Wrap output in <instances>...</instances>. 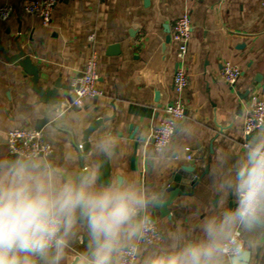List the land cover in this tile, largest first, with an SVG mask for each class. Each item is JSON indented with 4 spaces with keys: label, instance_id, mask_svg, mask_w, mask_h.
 Wrapping results in <instances>:
<instances>
[{
    "label": "crops",
    "instance_id": "obj_1",
    "mask_svg": "<svg viewBox=\"0 0 264 264\" xmlns=\"http://www.w3.org/2000/svg\"><path fill=\"white\" fill-rule=\"evenodd\" d=\"M23 0H0L14 7L11 16L0 20V41L8 54L17 44L39 68L44 86L59 79L68 85L58 89L61 111L39 100L30 76L7 61L0 52V158H7L5 135L16 127H41L52 153L43 159L75 176L108 162L109 180L126 176L157 192L179 164L189 156L195 160L200 180L170 207V217L154 213L159 236L156 244H171L172 237L184 240L200 235L204 218L213 205L231 198L218 190L244 149L243 118L253 98H264V0H56L48 26L21 8ZM183 12L191 20L186 57L188 85L183 92L184 117L169 146L155 152L146 136L164 116L172 101L173 74L178 65L171 25ZM94 35V41L87 39ZM169 35V40L166 37ZM91 49L97 52L101 94L86 98L79 108L70 107V80L79 72ZM240 68L230 86L220 76L223 64ZM101 125L88 137L90 150L79 149L83 131L91 121ZM112 137L111 154L97 151V144ZM100 172V169L98 168ZM81 239L69 251L85 248ZM258 241L252 264H264V235ZM151 246L141 249V254Z\"/></svg>",
    "mask_w": 264,
    "mask_h": 264
},
{
    "label": "clouds",
    "instance_id": "obj_2",
    "mask_svg": "<svg viewBox=\"0 0 264 264\" xmlns=\"http://www.w3.org/2000/svg\"><path fill=\"white\" fill-rule=\"evenodd\" d=\"M113 145L96 147L110 155ZM98 168L69 176L35 154L0 158V264H252L254 235H264V121L220 180L229 204L213 205L195 239L156 244L150 209L161 194ZM82 231L85 248L70 257ZM142 244L151 250L141 254Z\"/></svg>",
    "mask_w": 264,
    "mask_h": 264
},
{
    "label": "built area",
    "instance_id": "obj_3",
    "mask_svg": "<svg viewBox=\"0 0 264 264\" xmlns=\"http://www.w3.org/2000/svg\"><path fill=\"white\" fill-rule=\"evenodd\" d=\"M55 3L56 0H23L21 8L26 14L38 17L42 25L48 26ZM13 12L14 7L12 5H1L0 20L8 18ZM191 29V20L187 12L180 14L171 25V40L175 44L176 57L178 59V65L172 78L174 97L164 110L165 116L155 126L151 127L147 133L146 139L155 152H163L169 146L178 123L184 117L183 92L188 85L185 64ZM87 39L89 42L94 41V35L90 34ZM239 75V67L230 62L223 64L220 76L227 84L233 86ZM98 84L97 52L91 49L79 75L72 77L70 80L73 96L68 105L79 108L82 106L84 99L99 96L101 90ZM260 121H264V98L256 95L243 118L242 132L245 137L243 142L244 146L247 143L246 137L254 131L256 124ZM5 144L7 152L16 155L35 154L41 158H46L53 151L51 144L44 139L42 130L34 127H16L9 129L5 135ZM78 148L82 149V144H79ZM187 158L190 159L189 156ZM155 229L156 233L152 237L154 242L157 241L159 236L156 225ZM146 246L148 245L142 244L140 245V249Z\"/></svg>",
    "mask_w": 264,
    "mask_h": 264
},
{
    "label": "water",
    "instance_id": "obj_4",
    "mask_svg": "<svg viewBox=\"0 0 264 264\" xmlns=\"http://www.w3.org/2000/svg\"><path fill=\"white\" fill-rule=\"evenodd\" d=\"M169 40V35L166 37V41ZM14 45L16 46V52L8 54L6 48L0 41V52L7 61L14 62L16 65L20 66L25 75L30 76V82L32 90L39 96V100L43 103L52 106L53 111H61V103L59 99L58 89L63 90L68 88V85L60 82L59 79H56L51 83V86H44L47 82V77H43L42 81L40 80L39 68L33 63L30 56L22 49L17 41L14 40ZM65 99L68 103L71 102V98L65 96ZM185 114V112H184ZM48 120H42L34 128L41 129L44 123H47ZM102 120L97 118L90 122L88 127L83 131L82 136V149L85 152L90 150V144L88 142L89 135L101 125ZM249 135L246 137L248 139ZM18 155L10 154L7 158H16ZM100 173L101 176L108 172V162L106 158H101L100 161ZM196 164L194 159H188L185 163L179 164L177 168L173 170L170 176L163 183L160 184L158 194H161L164 201L162 206H157L152 208V210H158L161 216L170 217V207L173 205L174 201L182 194H184L187 187L193 186L198 180H200L202 174L197 175L195 173ZM103 179V178H102ZM151 219L154 220V213L151 214Z\"/></svg>",
    "mask_w": 264,
    "mask_h": 264
}]
</instances>
